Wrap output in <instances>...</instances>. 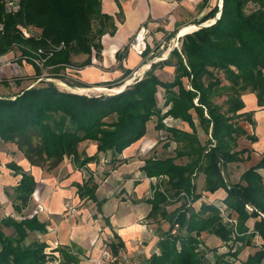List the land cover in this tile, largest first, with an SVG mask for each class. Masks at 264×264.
I'll list each match as a JSON object with an SVG mask.
<instances>
[{
    "label": "trees",
    "instance_id": "trees-1",
    "mask_svg": "<svg viewBox=\"0 0 264 264\" xmlns=\"http://www.w3.org/2000/svg\"><path fill=\"white\" fill-rule=\"evenodd\" d=\"M208 20L215 22L185 34L180 49L175 47L166 59L152 63L142 78L123 90L87 94L61 89L42 74L48 68L51 78L87 86L70 82L64 71L91 65L94 52L98 55L103 50L102 37L115 34V18L104 11L103 0H0V56L17 48L23 59L33 63L35 81L41 78L40 84L0 95V137L16 144L32 166L56 167L70 155L79 168L92 161L115 164L126 148L146 135L148 123L155 118L156 128L166 134L164 139L178 143L172 154H153L141 166L146 177H168L165 191L153 186L156 189L148 202L150 217L161 216L170 223L160 233V251L145 264H264V217L256 220L252 231L247 225L250 217L264 214V180L258 171L264 167V157L238 182H229L224 174L228 163L251 158L249 149H236L239 136L247 134L240 119L255 124L253 111L239 113L246 106L242 95L255 93L258 105L264 106V0H223L222 7L215 5L195 24ZM39 52L45 59L42 66L34 60ZM77 55L87 58L75 61ZM165 65L175 67L173 80H162L155 73ZM132 72L125 69L109 86L124 85ZM224 79L235 96L219 104L215 96ZM160 87L165 90L164 108L158 101ZM168 117L187 122L192 132L167 123ZM197 121L210 134L206 143L198 135ZM88 140L97 145L93 155L80 151L81 143ZM185 157L188 161L177 162ZM7 166L21 175L13 187L14 207L20 212L29 205L37 181L15 161ZM199 171L206 175V190H227L224 202L229 215L237 218L236 226L224 221L216 205L203 203L199 210L192 206L190 201L200 196L194 181ZM77 186L82 199L96 200L99 182L94 175ZM172 201H181V206L169 213L166 205ZM247 204L254 210L249 211ZM3 225L14 227V232L7 234ZM36 231H47V223L37 214L0 220V264H45L54 259L47 253V242L28 240ZM203 232L219 236L224 250L209 247ZM257 234L263 241L260 245L254 239ZM247 246L254 251L242 259L239 255ZM112 248L117 252L115 245ZM62 254L66 264L78 261L70 251L62 250Z\"/></svg>",
    "mask_w": 264,
    "mask_h": 264
},
{
    "label": "crops",
    "instance_id": "crops-1",
    "mask_svg": "<svg viewBox=\"0 0 264 264\" xmlns=\"http://www.w3.org/2000/svg\"><path fill=\"white\" fill-rule=\"evenodd\" d=\"M200 1L201 0L196 2L184 0H108V4L106 5L105 0H103L104 11L114 16L117 25V30L114 35L107 33L102 38L103 64H116L121 71L123 68V74L124 69L129 68L133 69V74L142 73L144 75L145 71L152 65H150V62L154 63L168 57L173 49L172 39L175 38L176 34L179 33L183 27L195 24L196 21L194 20L196 18L200 20L216 5L212 0H209L208 4H203L202 1L201 6H196L195 4ZM185 4H188V7H184ZM121 7L122 10L123 8L125 9V19L122 22L117 21V14L121 12ZM166 18L169 21L165 20ZM187 18L189 20H187ZM146 20H148V22ZM207 22L210 21L208 20ZM143 24H146L150 29L159 30L156 32L157 38L160 41L158 49L160 51L165 49L166 52L164 56L159 57V55H153L152 53H155V51H151V53L146 56L130 51L128 54H126L127 52L125 53L127 55L125 60L118 59L117 57L120 56L123 58V48L130 41L133 32ZM149 48L151 47L149 46ZM9 54L10 53L0 56V58H7ZM94 56L95 52L92 56V60ZM86 58L87 57L80 61ZM174 72L175 67L170 65L155 69V73L165 81L173 80ZM132 73L131 75H133ZM113 78L114 79H109L113 81L115 77ZM109 79H106L104 82L108 83L111 81ZM158 95L161 97L158 100L159 104L164 108V88L160 87ZM242 98L246 106L240 110L239 113L253 111L252 118L255 124H251L249 121H247L245 125L241 124L247 134L239 136L237 141L238 147L236 149H249L251 158L245 161L231 162L226 165L224 174L229 182L240 181L242 174L251 166L256 165L264 157V106L258 105V99L255 93H247L243 95ZM155 119L148 123L146 135L126 148L115 164L110 161L107 163L101 161V164L100 162L97 163L92 161L89 162L86 167L79 168L76 163L72 165L71 163L64 162V166L61 168L59 181L56 176L41 177V170L36 169L35 166L30 164L17 145H13L11 142H5L0 137V166L6 167V169H4V175H8L7 182L0 193V196L3 194V200H6L5 205H0V220L9 216L21 220L25 216L30 217L37 214L41 221L46 222V232H32L28 238V240L39 238L48 243L49 247L47 248V253L54 255L55 258L48 260L45 264H66L62 250L70 251L72 255L78 258L76 264H81L79 262L82 257L100 256L104 242H108L110 245L113 258L115 259L113 262H105L106 264H145L146 260L150 258L153 253H158L160 251L158 245L160 233L168 230L170 223L161 216H149L152 205L148 202V199L151 197L150 191L153 189V186H156V181L153 179L154 177H146L145 173L141 170V166L149 156L153 154H172L178 146L176 141L164 139L166 134L163 130L156 128ZM166 121L169 124H176L181 129L192 132L190 125L180 119L168 117ZM240 123H242V121ZM248 125H250V127H248ZM197 126L201 141L206 143L200 136L198 121ZM206 134L209 136L207 132ZM250 136H252V138H249ZM91 144V149H88V145ZM96 150L97 145L94 141L88 140L81 143L80 151H85L88 155H93ZM108 158L110 159L111 157L108 156ZM11 161H15L25 170L31 173L33 172L34 176L36 174L39 176H35V178L40 180L38 181L36 179L40 191L35 190L34 193L36 195L35 198H39L42 205L39 209H36L33 214H31L32 212L29 214L24 213L26 207H31V202H34L32 199L29 205L24 207L20 212L16 211L14 207L13 195L15 193L13 187L19 183L21 175L16 174L13 169L7 166ZM186 161H188V158L183 162ZM177 162L182 161L178 159ZM258 171L264 180V167L258 169ZM103 173H109L108 176L105 177L106 181L104 180V182L102 178L100 179ZM90 174L94 175L99 182L96 191V200L82 199L78 194L77 185L83 184ZM194 181L196 185L195 192L200 193L199 198L194 202L192 201V206L196 210H199L203 203L217 205V203L225 201L228 193L224 187L214 192L206 190V175L202 171L198 172ZM56 184H61L62 186L55 187ZM10 188L13 192L10 191ZM73 194H76L78 200L87 202L92 201L96 204L97 214L95 213V217L97 218L95 220H97V224L90 222L87 216H83L82 211L81 215L76 214L74 218H72L73 215L71 216L65 211V199L68 196L71 197ZM180 206L181 201H172L166 205V208L167 211L171 213L179 209ZM34 208L33 206L31 211ZM39 210L43 213H40ZM64 211L66 213H64ZM66 214L70 215L71 218H59ZM82 216L83 219L81 220ZM262 217L264 216L261 213L257 218L250 217L248 219L247 225L250 231L254 229L256 220ZM72 219H75L74 222L70 221ZM78 219L79 222L77 221ZM7 228H12V230H14V227ZM7 228L3 225V230L9 234L7 231L9 229ZM13 232L14 231H11L10 234ZM101 234L103 235L102 237ZM201 237L209 247L219 246L220 250H224L226 247L223 240L216 234L203 232ZM259 238L262 241L260 236ZM112 245L116 246L117 252L113 250ZM250 249L254 251V248L250 246L243 248L239 255L240 258L246 259L250 253Z\"/></svg>",
    "mask_w": 264,
    "mask_h": 264
},
{
    "label": "rangeland",
    "instance_id": "rangeland-1",
    "mask_svg": "<svg viewBox=\"0 0 264 264\" xmlns=\"http://www.w3.org/2000/svg\"><path fill=\"white\" fill-rule=\"evenodd\" d=\"M202 1L203 0L196 3L195 5L201 6ZM212 2L216 3V5H219L221 3V0H212ZM184 7H188V4H185ZM117 18H118L117 21H120V22H122L125 19V9L124 8L121 12H118ZM165 20H168V19L166 18ZM187 20H189V19L187 18ZM146 21L148 22V20H146ZM194 21H198V18H196ZM211 22L212 21H210L209 23H211ZM138 29H139V27H138ZM138 29L133 32V34L130 38V41L123 48V50H122L123 58L120 56V57H117L118 59L125 60L127 57L126 54H128L130 51H132L129 49V46H130L131 41L133 40V37L138 32ZM157 31H159V30L158 29H150V31L147 35L148 36L147 48L149 46L151 47L150 50L148 51V54L151 53V51H155V53H152V54L153 55L154 54L159 55V57H161V56H164L166 51H165V49L163 51H160L158 49L160 46V41L158 40L157 35H156ZM126 48H127V50H126ZM11 52L7 58L6 57L0 58V95H11V94L17 93L20 89L30 85L31 83L32 84H35V83L40 84L41 83V82H39L41 78L38 79L37 81H35V79H36L35 78V68H34L33 63L26 60V59H23L21 57V52L17 48ZM146 55H147V53H146ZM103 56L104 55H103V51H102L98 55L95 54V56L93 57L91 65H87L86 67L81 68V69L73 68V66H72V67L67 68L64 71L66 73L64 75L66 79H68L70 82H76V83L82 82V83L87 85L85 87L84 86H72L60 78H55V77L51 78L50 77L51 72L49 71L48 68L44 70V72L42 74V78L45 79V81L51 79V80L58 82V85L61 89L70 90V91H72L74 88L75 89L76 88L82 89V90H80L79 93H87V94L113 93L112 89L113 88H119V87L111 88L109 86L110 82L107 83L104 81L106 79H109V78L114 79L113 77H115V80L120 79V77L123 74V68L121 71L120 68H118L116 66V64H113V65L105 64L104 65L103 64ZM142 56H145V55L142 54ZM150 56H151V54H150ZM85 57H87V55H77V56H74V60L80 61ZM124 71H125V69H124ZM61 73H63V71H61L60 74ZM131 78H132V75L130 74V76L127 77L126 81H129ZM109 80H111V79H109ZM126 81H125V83H126ZM222 85L223 86L219 89V91L216 93V96H215V101L219 104H225L229 97H231L232 95L235 96L234 92L229 88L230 84L227 80L224 79ZM247 93H252V92H246L243 95H245ZM158 96L160 99L161 98L160 95H158ZM240 120L242 121V123H241L242 125L243 124L245 125V123L247 122L246 118H241ZM199 132H200V136L202 137L204 142H206L208 140V138L210 137V134L208 136L206 134L204 128L201 125H199ZM12 144L16 145L14 143H12ZM91 146H92V144L88 145V149H91ZM185 159L186 158H182L181 161L183 162V161H185ZM64 162H68V163H71L72 165H74L73 164V163H75L74 157L66 156L64 158V160L56 167H50L49 163H45L43 166H35V167H36V169L41 170V177L42 176H56L57 180L59 181V177L61 176V174H60L61 168H63ZM4 169H6V167L0 166V193H1L5 183L7 182V177H8L7 174L4 175ZM32 174H33V172H32ZM103 174L101 175L100 179L102 178L103 182H104L105 175H103ZM35 176L39 177L37 174ZM38 181H40V180H38ZM38 184H39V182H38ZM57 186H62V185L56 184L55 187H57ZM39 188L40 187L37 186L36 190L40 191ZM10 191L12 192L11 188H10ZM76 194H73L71 197L68 196L65 199V209H66L65 211H67V213L70 214L71 216L73 215L72 218H74L76 216V214L81 215V211H82L83 216H87L89 218L90 222H94L95 224H97L98 222H97V220H95L97 218V217H95V215L97 214L96 204H94V202H92V201L87 202L84 200H78V197L76 198ZM35 196L36 195L34 193L33 197H32V201H34V202H31V207H26L25 212H24L25 214H29L30 212H32L31 214H33L36 209H39V207H41L42 202H40L39 198H38L39 199V201H38V199L35 198ZM2 197H3V194H1V196H0V205L1 206L6 204V202H5L6 200H3ZM33 206L35 208L31 211V208ZM69 206H71L72 208H70ZM42 209H40V210H42ZM67 209H69L71 212ZM65 211H64V213H66ZM40 213H43V212L40 211ZM70 215L66 214V215H64L65 217L62 215L59 218L60 219L61 218L65 219L66 217L71 218ZM83 216L81 217V220L83 219ZM74 220L75 219H72L70 221L74 222ZM77 221L79 222V219ZM7 227H10V226H6V228ZM98 228H97V230H98ZM7 229H9V230H7L9 232V234L11 231H14V230H12V228H7ZM102 236L103 235L101 234V237ZM105 243H108V242H104V244L102 245V251H101L100 256L88 257V258L82 257L80 259L79 263H81V264H96V261L101 260V259H102L101 264H106L105 262H107V261L113 262L115 260L114 258L113 259L112 258H103V251H104ZM251 251H252V249H250V252ZM98 263L99 262H97V264Z\"/></svg>",
    "mask_w": 264,
    "mask_h": 264
},
{
    "label": "built area",
    "instance_id": "built-area-1",
    "mask_svg": "<svg viewBox=\"0 0 264 264\" xmlns=\"http://www.w3.org/2000/svg\"><path fill=\"white\" fill-rule=\"evenodd\" d=\"M184 1L196 2V1H199V0H184ZM10 5H13V3H10ZM219 6L221 7V3L219 4ZM218 16H220L219 13H218ZM149 31H150V29H149V27L147 25H145V24L141 25L139 27V29H138V32L133 37V40L130 43L129 49L134 51V52H136L137 54L142 55L146 51L147 46H148L147 45L148 44V36L147 35H148ZM181 39H182V36H180V35L177 38H173L172 39V48L177 47V48L180 49L181 48V44H182V40ZM40 52H39L38 58H35L34 60H35V62L37 64L42 66L45 59L41 58ZM137 75H139V77H136L135 79L142 78L140 74H137ZM70 156L74 157L73 155H70ZM153 179L156 181L155 184L157 185V189L165 191L163 183L165 181H167L168 177L165 176V175H160V176L154 177ZM155 189H152L150 191L151 197H153ZM182 194L186 195L185 192H182ZM190 202H192V201H190ZM216 206L219 208V211H220L221 215L223 216L225 222L231 223L234 226L237 225V223H238L237 218L229 215L228 206H227V204L224 201H222L220 203H217ZM69 207L72 208L71 206H69ZM246 208L249 211H253L254 210V207L252 205H250V204H247ZM67 210H69V209H67ZM263 216H264V214H263ZM177 227H178V224L175 225V228L173 229V233L176 232ZM255 241H256L257 245H260L262 243V241H261V239L259 238L258 235H256ZM103 258H112L113 259V254H112V251L110 249V245L108 243H105L104 251H103ZM97 262H99L98 264H101L102 259L96 261V264H97Z\"/></svg>",
    "mask_w": 264,
    "mask_h": 264
},
{
    "label": "bare ground",
    "instance_id": "bare-ground-1",
    "mask_svg": "<svg viewBox=\"0 0 264 264\" xmlns=\"http://www.w3.org/2000/svg\"><path fill=\"white\" fill-rule=\"evenodd\" d=\"M105 4L107 5L108 4V0H105ZM221 5H222V1H221ZM209 21H213V20H209ZM207 23H209V22H207ZM198 28V26L196 25V24H191V25H188V26H185V27H183L181 30H180V35L181 36H184L185 34H187V33H189V32H192V31H194L195 29H197ZM116 90H118V91H121L122 89H123V85L122 86H120L119 88H115ZM80 90H82V89H73V91H77V92H80ZM248 127H250V125H248Z\"/></svg>",
    "mask_w": 264,
    "mask_h": 264
},
{
    "label": "water",
    "instance_id": "water-1",
    "mask_svg": "<svg viewBox=\"0 0 264 264\" xmlns=\"http://www.w3.org/2000/svg\"><path fill=\"white\" fill-rule=\"evenodd\" d=\"M221 1H222V5H223V0H221ZM222 5H221V7H222ZM214 22H215V20H213L211 23H202V24L197 25V26H198V28H200V27H202V26L209 25V24H212V23H214ZM198 28H197V29H198ZM179 35H180V33H177L176 36H175V38H177ZM180 36H181V35H180ZM151 64H152V62H150V65H151ZM139 74L141 75V77L143 76L142 73H139ZM136 77H139V75H137L136 73H134V74L132 75V78H131L129 81H126V83L123 85V89H124L128 84L132 83ZM50 80H51V79H50ZM51 81H54V80H51ZM54 82H56V81H54ZM56 83L58 84V82H56ZM123 89H122V90H123ZM72 91H73V90H72ZM112 91H113V92H119L118 90H115V88H113ZM73 92H77V91H73Z\"/></svg>",
    "mask_w": 264,
    "mask_h": 264
}]
</instances>
